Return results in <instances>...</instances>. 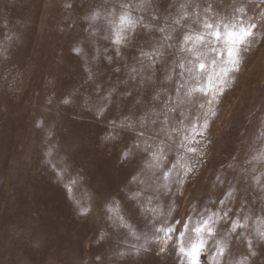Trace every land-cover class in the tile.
<instances>
[{
	"label": "rangeland",
	"instance_id": "obj_1",
	"mask_svg": "<svg viewBox=\"0 0 264 264\" xmlns=\"http://www.w3.org/2000/svg\"><path fill=\"white\" fill-rule=\"evenodd\" d=\"M123 11L140 22L117 45L104 17ZM261 11L259 0H0V264H182L180 231L187 245L209 216L202 264L218 246L220 264H264ZM236 17L257 21L254 42L209 105L210 93L187 94L201 81L179 67L195 60L183 37Z\"/></svg>",
	"mask_w": 264,
	"mask_h": 264
},
{
	"label": "snow or ice",
	"instance_id": "obj_2",
	"mask_svg": "<svg viewBox=\"0 0 264 264\" xmlns=\"http://www.w3.org/2000/svg\"><path fill=\"white\" fill-rule=\"evenodd\" d=\"M150 2V0H141V4ZM259 4L264 7V0H259ZM122 8H128V5H122ZM182 8L186 7L181 5ZM206 11H211V9H206ZM234 12L240 14H246V9L243 6L235 7ZM198 15V14H197ZM108 16H115V10L108 13ZM184 16H187V13H184ZM102 17V13L99 10H93L90 16L85 17L90 19L93 24H95ZM158 19V17H154ZM261 20H264V11L260 12ZM105 20L111 25H115V43L117 45L125 44L128 37V33L134 32L137 28L138 23L140 22L134 18L129 11H123L118 17V23L115 20L108 19L107 16L104 17ZM176 23H180V20H176ZM202 30L198 32H189L186 33L183 37L182 50L188 51L195 60H188L187 63H180L179 67L184 70V72L191 75L194 79L201 81L200 85L190 87L188 89V95L199 91L201 93H210L211 99L208 100V104L211 105L213 102H218V97L223 94L225 87L229 83L230 76L229 74L234 71H238L242 56L241 51L246 50L248 46L253 43L254 30L257 28V21L249 18V21L245 23L242 18L236 17L234 19H219L216 21H210L209 19H204L202 22ZM146 27H148L146 25ZM264 27V24L261 25ZM161 32L164 29H160ZM166 39H171V36H167ZM222 47H216L215 45H221ZM202 48H207L209 51L216 53V57H213L211 61H206V56ZM79 51V49H74ZM155 54H159V51ZM155 54L153 53H143L147 56L153 63H155ZM183 74V73H181ZM207 78V85L203 83L202 78ZM166 79H172L171 74H169ZM139 102V101H137ZM67 103V101H65ZM204 107V105H201ZM106 111V104H101L97 110L96 114L103 116ZM209 114L214 112L209 107ZM197 125L193 128V132H196ZM209 127V121L205 118L202 130L200 134H203L207 131ZM162 151V150H161ZM188 151L196 152L195 148H189ZM125 157L129 155L126 151L123 154ZM155 158V154H154ZM191 167L186 168L185 174L191 172ZM170 173L165 172L164 178L167 179ZM73 184L75 181L72 182ZM71 191V186L68 188ZM139 193H135L134 196H138ZM231 195V193H229ZM223 203V201H222ZM86 212L88 209H82ZM110 211L116 212V209H110ZM155 211V209H153ZM227 215V213L225 214ZM117 220L120 226L130 227L127 224V221L123 216L119 215L117 212ZM179 224V221H176ZM214 221L212 217L209 216L208 219L202 221L198 224L194 231L196 236L191 239L187 245H185L184 240L187 232L189 231L187 225H185V230L180 231L179 233V254L184 258L186 264H202L201 254L207 247V241L205 239V234L207 233L208 237L215 235V229L213 227ZM239 227L238 222L234 221L232 224V231H236ZM157 232L163 233V236L158 237L160 241L164 244H167L173 238V234L176 232V228L165 221V226L159 227L156 229ZM260 237L264 239V231L260 232ZM219 244V242H217ZM166 250V249H165ZM224 247H217L214 255H209L208 259L212 261V264H220L219 257L224 255ZM251 255L255 256L256 253L253 251Z\"/></svg>",
	"mask_w": 264,
	"mask_h": 264
}]
</instances>
